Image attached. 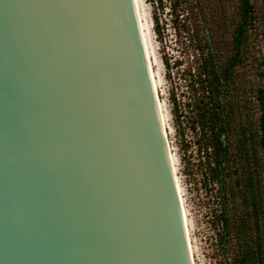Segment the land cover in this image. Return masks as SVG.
Listing matches in <instances>:
<instances>
[{"label":"water","instance_id":"1","mask_svg":"<svg viewBox=\"0 0 264 264\" xmlns=\"http://www.w3.org/2000/svg\"><path fill=\"white\" fill-rule=\"evenodd\" d=\"M135 0H0V264H193Z\"/></svg>","mask_w":264,"mask_h":264},{"label":"rangeland","instance_id":"2","mask_svg":"<svg viewBox=\"0 0 264 264\" xmlns=\"http://www.w3.org/2000/svg\"><path fill=\"white\" fill-rule=\"evenodd\" d=\"M251 2L254 21L249 30V53L245 64L238 67L249 86L255 82L264 85V0ZM140 4L189 217L195 262L229 264L233 260L231 254L239 248L235 236L239 224L248 218L252 228L254 222L251 203L244 202L245 182L237 181L244 178L243 172L234 168L229 176L231 188L227 195L233 225L227 235L222 221V193L219 183L210 180L208 174L209 160L201 149L202 132L190 127L192 112L186 110V117L181 118L177 112L192 95L191 73L197 72L194 68L201 57L197 46L202 44L205 52L234 53L233 37L241 21V0H140ZM251 238L248 235L246 240Z\"/></svg>","mask_w":264,"mask_h":264},{"label":"trees","instance_id":"3","mask_svg":"<svg viewBox=\"0 0 264 264\" xmlns=\"http://www.w3.org/2000/svg\"><path fill=\"white\" fill-rule=\"evenodd\" d=\"M253 10L251 0H241L233 54L205 52L202 44L197 46L201 57L194 68L197 72L191 73L192 95L187 103L179 104L183 109L176 111L178 118L186 117V110L192 112L190 127L202 132L201 149L209 160L208 174L210 180L219 183L222 193V221L227 235L233 225L227 195L229 176L234 168L243 172L244 178L237 181L245 182L244 202L251 203L254 222L252 228L248 218L239 224L235 233L239 248L231 254L229 264H264V85H247L245 74L238 70L247 61ZM156 28L160 31L158 18ZM248 235L250 241L246 240Z\"/></svg>","mask_w":264,"mask_h":264},{"label":"bare ground","instance_id":"4","mask_svg":"<svg viewBox=\"0 0 264 264\" xmlns=\"http://www.w3.org/2000/svg\"><path fill=\"white\" fill-rule=\"evenodd\" d=\"M135 5H136L137 11H138V17H139V24H140V28H141V34H142V37H143L145 48L147 50V55H148L149 62H150L152 76H153V79H154V82H155V86H156V89H157V95H158V99H159V106H160V109L162 111V115H163V118H164L165 124H166L167 123L166 122L167 116H166V114L164 112L163 104H162L160 96H159V82H158L159 80L157 78V74L155 73L156 71L153 68L152 51H151V45H150V41H149L148 28H147V24L145 23V20H144V16H143L140 0H135ZM167 125H166V127H167V130H168V126ZM168 139H169V133H168ZM169 143H170V140H169ZM170 149H171V145H170ZM171 156H172L173 162H174L175 174H176V178H177V182H178V186H179V191H180V195H181L183 211H184L186 224H187V233H188L189 242H190L191 257H192V260H193V264H197L195 262V250H194V247H193V242H192V237H191L190 222H189L187 209H186V206H185V200H184V196H183V189H182L181 181H180V178H179V175H178V172H177L178 170H177V167H176V163H177L176 162V157H175V154L173 153L172 149H171Z\"/></svg>","mask_w":264,"mask_h":264}]
</instances>
